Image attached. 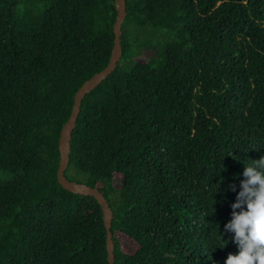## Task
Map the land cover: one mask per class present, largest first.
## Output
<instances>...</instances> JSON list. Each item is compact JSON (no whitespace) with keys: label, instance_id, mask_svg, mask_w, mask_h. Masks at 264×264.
<instances>
[{"label":"trees","instance_id":"obj_1","mask_svg":"<svg viewBox=\"0 0 264 264\" xmlns=\"http://www.w3.org/2000/svg\"><path fill=\"white\" fill-rule=\"evenodd\" d=\"M125 3L121 59L81 102L64 176L107 200L114 264H225L245 166L264 157V0ZM115 18L114 0H0V264H108L100 206L56 171Z\"/></svg>","mask_w":264,"mask_h":264},{"label":"clouds","instance_id":"obj_2","mask_svg":"<svg viewBox=\"0 0 264 264\" xmlns=\"http://www.w3.org/2000/svg\"><path fill=\"white\" fill-rule=\"evenodd\" d=\"M243 176L242 191L231 205L232 220L225 228L234 233L239 252L229 254L225 264H264V157L245 166ZM230 190L236 191V186L230 185ZM224 242L221 235L218 248L224 249Z\"/></svg>","mask_w":264,"mask_h":264},{"label":"water","instance_id":"obj_3","mask_svg":"<svg viewBox=\"0 0 264 264\" xmlns=\"http://www.w3.org/2000/svg\"><path fill=\"white\" fill-rule=\"evenodd\" d=\"M114 6L116 9V18L112 29L114 40L109 62L102 71L94 74L90 79L85 81L73 96V105L70 116L66 123L63 125L58 139L59 162L56 171L57 182L64 190L76 195L92 197L100 206L102 212L103 225L106 231L105 247L108 264H114L115 259L114 244L112 239V233L110 231L111 223L113 220V213L109 208L108 202L103 196V194L97 189L91 188L82 183L69 181L64 176V172L68 167L70 141L72 137V132L76 126V120L80 112L82 100L87 94L93 91L103 80L108 77V75H110L115 70L118 62L121 59L122 51L120 33L122 23L124 22V19L126 17L125 0H114Z\"/></svg>","mask_w":264,"mask_h":264},{"label":"rangeland","instance_id":"obj_4","mask_svg":"<svg viewBox=\"0 0 264 264\" xmlns=\"http://www.w3.org/2000/svg\"><path fill=\"white\" fill-rule=\"evenodd\" d=\"M118 181H119V178L116 177L114 179V187L116 188L118 187ZM116 238L119 241L120 248L124 253L133 254L135 250L137 249L136 244L133 243L128 238L124 236L122 237L121 235H118V234L116 235Z\"/></svg>","mask_w":264,"mask_h":264}]
</instances>
